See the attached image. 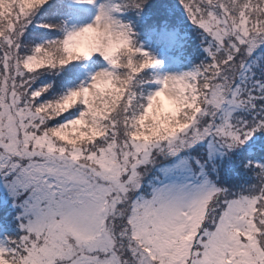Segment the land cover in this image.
I'll list each match as a JSON object with an SVG mask.
<instances>
[{"label": "snow or ice", "instance_id": "1", "mask_svg": "<svg viewBox=\"0 0 264 264\" xmlns=\"http://www.w3.org/2000/svg\"><path fill=\"white\" fill-rule=\"evenodd\" d=\"M0 264H264V0H0Z\"/></svg>", "mask_w": 264, "mask_h": 264}]
</instances>
